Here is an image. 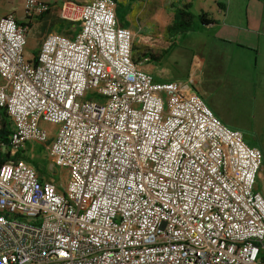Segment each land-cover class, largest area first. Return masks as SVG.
Listing matches in <instances>:
<instances>
[{"label":"built area","instance_id":"obj_1","mask_svg":"<svg viewBox=\"0 0 264 264\" xmlns=\"http://www.w3.org/2000/svg\"><path fill=\"white\" fill-rule=\"evenodd\" d=\"M58 6L80 32L49 33L32 60L29 27L0 16L12 150L44 145L67 171L58 184L25 160L0 166V264H264L263 152L140 66L117 0ZM51 9L25 0L24 22Z\"/></svg>","mask_w":264,"mask_h":264},{"label":"rangeland","instance_id":"obj_2","mask_svg":"<svg viewBox=\"0 0 264 264\" xmlns=\"http://www.w3.org/2000/svg\"><path fill=\"white\" fill-rule=\"evenodd\" d=\"M24 1L0 0V16L13 13L19 21H26L23 10ZM39 1L49 2L55 7H53L50 13V19L47 22L40 21L39 19L33 22L31 30L37 37V44L32 36L27 37V44L24 51V56L27 60L34 58L36 48L39 49L44 38L53 32L51 30L52 22L59 16L57 1L60 4L61 0ZM76 1L84 2L86 0ZM194 2L196 4L198 0H194ZM185 3H188V0H119L117 21L121 24L119 17L131 13L130 23L132 24L130 27L136 33L135 49H141L140 52H142L147 50V19H153L154 16L158 17V19L160 17L159 21L152 20L151 24L156 27L151 28V30H156L157 33H163L164 28L160 27L159 24L161 19L169 23L172 20L173 7H179ZM230 3L238 5L243 10L248 7L251 13L264 14V0H230ZM137 14H139L138 17H136ZM75 28L76 26H72L68 29V32L65 31L64 33L72 36ZM238 41L241 43L240 38ZM156 44H159L158 40ZM168 46H170V42ZM255 49L256 51L258 50V48ZM189 55V51H185L183 48L173 49L170 56L163 62V66L173 69L172 79H177L175 81H182L187 78L190 63H192V57L189 58ZM176 61H179L178 66L175 64ZM188 63L189 65H187ZM209 65L210 61L208 60L207 65L201 71L203 73V84L204 86L209 85L210 99L218 108L220 112L219 116L225 119L233 131L244 132V141L249 147H260L263 152L262 167L258 174L257 185L264 188V37L263 44L261 41L260 58L257 60L258 74L253 75V82L250 80L251 76L238 74L239 72L235 69V65H232L230 68L220 69V74H215L214 77L209 76ZM197 81L199 80L197 79ZM253 93L257 96L254 97ZM212 110L214 111V109ZM1 120L0 117V128L2 126ZM43 126L51 135H54L58 130V126L51 123L45 122ZM43 146L37 143L26 144L24 148L28 151L25 153V156H28L32 161L36 162L35 166L38 170L51 172L49 168L52 167V160L47 154L46 146H44L45 148ZM42 148L43 150H41ZM66 177L67 174L62 179L66 180Z\"/></svg>","mask_w":264,"mask_h":264},{"label":"crops","instance_id":"obj_3","mask_svg":"<svg viewBox=\"0 0 264 264\" xmlns=\"http://www.w3.org/2000/svg\"><path fill=\"white\" fill-rule=\"evenodd\" d=\"M58 2L59 1H57V3ZM188 3L191 4L190 10L195 16L205 14L206 19H214L217 23L212 25H202L199 19L196 18L193 23L192 31L187 32L182 36L179 34L174 35L172 32L168 31V28L172 26L174 22V10L178 8L173 7L172 20L169 23H166L161 19L159 22L160 27L164 28L163 33H157L156 30H151V28L156 27L151 24L152 20L159 21L160 17L158 19V17L154 16L153 19H147V50L142 52H140L141 49H135L136 33L133 28L130 27L132 24L130 23L131 13L129 15L120 16L119 21L121 24L119 25L128 27L133 31L134 59L140 62V66L145 71L151 73L157 81L177 80L172 79L173 69L171 67L163 66V62L170 56L173 49L183 48L185 51H189V58L192 57L189 74H187L186 79H181L182 81L180 82L189 86L190 93H197L211 109H214V113L222 120V122L228 125L225 119H222L219 116L220 112L218 108L211 101L209 85L204 86L203 73L201 71L204 69L205 65H207L208 60L210 61L208 73L209 76L212 77H214L215 74H218L220 69L230 68L232 65H235V69L239 72L238 74L243 76L249 75L251 76L250 80L252 81L253 75L258 74L257 60L260 58L261 54V41L263 44L264 14L251 13L248 7L243 10L238 5L231 4L230 0H198V3L196 4L194 0H188ZM118 5L119 0H117V9ZM139 14H137L136 17H138ZM28 36H32L37 44V37L31 28L29 29ZM239 38L241 43L238 41ZM157 40L159 41V44H156ZM169 42L170 46H168ZM255 48H258V50L256 51ZM38 50L39 49L36 48L35 52L37 53ZM146 55L149 57V61L144 62L142 61V58ZM178 62L179 61L175 62L177 66ZM187 65H189V63ZM197 79L199 81H197ZM3 82V79L0 78V85L3 84ZM253 96L256 97L257 95L253 93ZM1 113L2 110H0V114ZM241 132L243 133V138H245L244 132ZM254 148L258 147L255 146ZM259 149L261 150L260 147ZM51 166L53 167V162ZM52 167L49 168L51 172L39 170L40 178L42 180H52L58 184L66 181L62 178L67 174V171ZM256 188L264 195L263 187L257 185Z\"/></svg>","mask_w":264,"mask_h":264},{"label":"trees","instance_id":"obj_4","mask_svg":"<svg viewBox=\"0 0 264 264\" xmlns=\"http://www.w3.org/2000/svg\"><path fill=\"white\" fill-rule=\"evenodd\" d=\"M57 5H58V3H57ZM51 6H52V9H53V7H55L52 4H51ZM52 9L49 12H47L46 14H44L38 18H35L34 20H30L27 23L19 21V24L26 25L30 29L33 22L36 21L37 19H39L40 21H46L47 22L50 19V13H51ZM190 9H191V4L185 3L182 7H178L174 10V22H173L172 26H170L168 28L169 32H172L174 35L179 34L182 36L185 33L192 31L193 23H194V20L196 18L199 19V21L202 25H212V24L217 23V21L214 19H206L205 14L195 16L191 12ZM72 26H76V28L73 31V35L70 37L76 36L80 32V26L78 24H73L71 22L64 21L58 16L52 22L51 30L53 32H59V33L65 34L64 32L65 31L68 32V29ZM65 35H67V34H65ZM0 110H2V109H0ZM0 116L2 119L1 120L2 126L0 128V166L3 165L4 163L10 161V160H13V161L25 160V161H28L29 163H31L35 166L36 162L32 161L28 156H25V153H27L28 150H25V148H20L16 151L12 150L11 142H10V138H9L11 133H12V130H13L12 123H11L9 116L5 110H2V113L0 114ZM41 150H43V148Z\"/></svg>","mask_w":264,"mask_h":264},{"label":"bare ground","instance_id":"obj_5","mask_svg":"<svg viewBox=\"0 0 264 264\" xmlns=\"http://www.w3.org/2000/svg\"><path fill=\"white\" fill-rule=\"evenodd\" d=\"M19 22V21H18Z\"/></svg>","mask_w":264,"mask_h":264}]
</instances>
